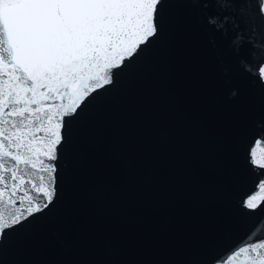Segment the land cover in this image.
Wrapping results in <instances>:
<instances>
[{"label":"water","instance_id":"water-1","mask_svg":"<svg viewBox=\"0 0 264 264\" xmlns=\"http://www.w3.org/2000/svg\"><path fill=\"white\" fill-rule=\"evenodd\" d=\"M215 11L164 0L159 36L72 121L56 203L0 244V264H204L261 222L241 200L258 191L264 84L219 34L209 44Z\"/></svg>","mask_w":264,"mask_h":264},{"label":"snow or ice","instance_id":"snow-or-ice-1","mask_svg":"<svg viewBox=\"0 0 264 264\" xmlns=\"http://www.w3.org/2000/svg\"><path fill=\"white\" fill-rule=\"evenodd\" d=\"M239 67L264 84V0H193ZM164 0H0V244L59 198L71 123L160 34ZM227 75V69L224 70ZM237 90L229 93L230 98ZM72 97V105L62 103ZM61 101V103H57ZM264 127V125H262ZM264 132L249 147L258 171L245 210L264 206ZM38 181V182H37ZM204 264H264L260 225Z\"/></svg>","mask_w":264,"mask_h":264}]
</instances>
